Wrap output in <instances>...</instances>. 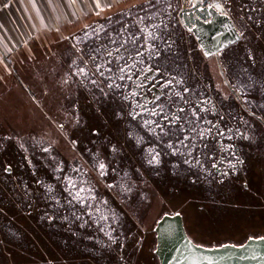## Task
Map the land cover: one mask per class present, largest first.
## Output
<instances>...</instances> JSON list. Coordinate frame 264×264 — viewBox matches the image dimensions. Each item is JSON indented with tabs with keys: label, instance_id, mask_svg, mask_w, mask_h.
I'll return each mask as SVG.
<instances>
[{
	"label": "flooded vegetation",
	"instance_id": "af4514ba",
	"mask_svg": "<svg viewBox=\"0 0 264 264\" xmlns=\"http://www.w3.org/2000/svg\"><path fill=\"white\" fill-rule=\"evenodd\" d=\"M181 7L182 0L172 25L192 37L188 48L174 41L162 12L158 14L148 2L143 9L133 6L124 18H104L87 41H70L75 51L67 65L61 64L57 87L64 91L51 112L53 139L30 136L26 143L29 132L17 136L0 129L3 151L9 142L17 149L15 156H7L12 161L0 160L1 179L9 189L18 182L20 205L41 199L57 212L64 201L67 212L62 213L72 225L91 222L110 234L121 228L126 215L121 198L133 195L134 183L159 187L167 198L172 192L182 194L179 187L186 180L203 186L198 188L202 192L206 185L237 179L246 169L250 146L263 144L264 61L256 63L245 54L240 47L242 33L233 20L240 39L205 56L184 26L183 16L179 18ZM98 65L104 66V75L96 72ZM123 66L131 67L121 73ZM79 69L87 75L79 74ZM257 73H262L259 80ZM153 109L157 115L150 114ZM59 115L63 119L56 121ZM58 135L71 153L65 158L57 145ZM156 153L158 163H149ZM26 167L38 176V168L51 175L48 182L39 179L44 194L31 193L26 186ZM89 184L95 186L91 192L85 186ZM35 206L30 203L29 214ZM5 225L9 234H16L9 222Z\"/></svg>",
	"mask_w": 264,
	"mask_h": 264
},
{
	"label": "trees",
	"instance_id": "16d2710c",
	"mask_svg": "<svg viewBox=\"0 0 264 264\" xmlns=\"http://www.w3.org/2000/svg\"><path fill=\"white\" fill-rule=\"evenodd\" d=\"M220 1L236 28L242 33L243 46L240 47L244 48L245 54L253 58L256 63L264 61V0ZM147 2L154 6L153 9L158 14L162 12L160 15L167 22L169 35L173 36L177 44L182 43L183 46L185 43L186 48L189 45L192 46L190 44L192 37L180 29L179 25L180 28L172 25L173 21L176 22V13L180 9L181 0H140L133 6L143 9ZM131 9L133 10V8ZM121 11L108 14L104 18H124L125 16L120 14ZM104 18H97L95 23L102 22ZM211 75L213 76L214 73ZM256 75L257 80L262 78V73ZM262 131L263 144L258 148L250 146L248 165L246 169L240 170V176L237 179L231 178L224 184L206 185L202 192L198 188L203 186L186 180L179 187L182 190L181 195L185 196L184 200L169 201L157 188L150 187V190H146L149 194H147L148 199L141 205L135 204L133 213L122 203V209L126 215L122 218L121 228L110 234L100 231L91 222H87V224L77 222L78 224L72 225L68 221L67 214L62 213V211L67 212L64 201L60 202L62 207H56L57 212L51 210L49 206H45L44 201H39L41 199L26 201L24 205H20L17 197L21 195L22 191L18 188V182L13 183V189H9L1 179L4 170L0 168V264H139L145 260L152 264H159L154 254V227L166 213L178 212L184 220L188 219V216L191 218L193 216L192 222L203 219L204 222L209 220L213 224L222 222L225 212H229L235 218H241L245 213L248 214V217L255 215L264 217L263 127ZM2 143L3 141L0 139V160L12 161V158L9 156L10 158L7 159V156H15L16 145L9 142L7 149L3 151ZM27 167L24 170L26 186L30 188L31 193L44 194L45 189L42 183H39V179L41 177L43 179L40 180L48 182L49 179H52L51 175L45 174L42 168H38L37 173L40 175L38 176L32 174L33 172ZM14 170L18 171V167L14 166ZM58 187L61 189L60 186ZM209 187H212V190H209ZM59 191L61 192V190ZM32 202L37 204L34 207L36 211L32 208L29 214L27 208ZM134 202L135 200H133ZM169 202L180 203V206L188 209V213L180 206L172 209ZM187 203L194 204L197 209L186 207ZM6 209L8 214L3 213ZM198 211L204 212L199 216L197 215L200 213ZM6 222H9L10 227L16 229L15 235L9 234L5 230ZM191 226L185 223L186 232L188 237L198 244L214 247L235 242L202 244L197 242L194 229ZM140 235L150 239L151 247L148 252L145 251L147 259L138 260L137 256L143 257L138 247L140 242L136 243V239L139 240ZM250 236L263 237L264 228L259 229L258 233L247 234L244 240L239 243L245 242Z\"/></svg>",
	"mask_w": 264,
	"mask_h": 264
},
{
	"label": "rangeland",
	"instance_id": "374dc122",
	"mask_svg": "<svg viewBox=\"0 0 264 264\" xmlns=\"http://www.w3.org/2000/svg\"><path fill=\"white\" fill-rule=\"evenodd\" d=\"M36 1L40 8L33 10V18L26 3V9H23L19 0H0V18L3 17L0 22V129L6 134L13 132L17 136L22 135L21 132H29L26 143L32 140L30 136L42 135L49 140L56 134L53 128L55 118L51 112L63 90L57 87L63 70L61 64L67 65L69 56L75 51L71 48L70 41H87L97 30V18H104L118 10H122L120 14L125 16L132 10L133 4L140 0ZM23 15L32 21L27 22ZM18 20L25 23H19ZM58 118L56 121L63 119L60 115ZM4 133L0 130V138ZM58 136L57 145L63 157L70 155L64 138ZM14 138L16 141L19 139L16 136ZM144 183H134L133 195L129 199L121 198L127 208H134L135 204L141 205L148 199L146 190L153 188V185ZM85 186L90 192L95 187L93 184ZM158 189L163 194L159 187ZM177 194L172 192L166 199H185L184 195ZM169 204L172 209L180 206V203ZM180 207L188 213V209ZM186 207L196 208L194 204L188 203ZM198 212L199 216L203 214ZM223 216L222 222L214 224L209 220L204 222L203 219L192 222L193 216H188L184 223L192 225L197 242L202 244L227 241L239 243L247 234L258 233L259 229L264 228V217L260 215L248 217L245 213L241 218H235L225 212ZM106 228L109 229L108 226ZM136 241L137 244L140 242L138 247L143 256H137V259H147L145 251L148 252L151 247L150 239L140 235V239ZM139 264L152 262L145 260Z\"/></svg>",
	"mask_w": 264,
	"mask_h": 264
},
{
	"label": "water",
	"instance_id": "95a60500",
	"mask_svg": "<svg viewBox=\"0 0 264 264\" xmlns=\"http://www.w3.org/2000/svg\"><path fill=\"white\" fill-rule=\"evenodd\" d=\"M182 10L185 0H182ZM209 18L196 14L194 24L187 28L197 40L205 56L217 54L240 39L229 14L215 8H206ZM203 13V8H198ZM183 13L179 14L182 20ZM154 254L159 264H264V240L249 237L243 243H224L207 247L193 242L185 229L184 219L178 212L164 214L154 228ZM264 237V236H263Z\"/></svg>",
	"mask_w": 264,
	"mask_h": 264
},
{
	"label": "built area",
	"instance_id": "2783aa9c",
	"mask_svg": "<svg viewBox=\"0 0 264 264\" xmlns=\"http://www.w3.org/2000/svg\"><path fill=\"white\" fill-rule=\"evenodd\" d=\"M216 3H219L222 6L223 14H228L227 11L224 9L220 0H185V9L181 10L183 13L182 22L184 26H186L187 28H191L193 26L195 14L202 20L208 19L209 15L206 8L208 7L209 4H216ZM198 8H203L204 12L199 13L197 11Z\"/></svg>",
	"mask_w": 264,
	"mask_h": 264
},
{
	"label": "snow or ice",
	"instance_id": "6c2138e0",
	"mask_svg": "<svg viewBox=\"0 0 264 264\" xmlns=\"http://www.w3.org/2000/svg\"><path fill=\"white\" fill-rule=\"evenodd\" d=\"M99 6V5H98ZM208 7L209 8H215L217 11H220L221 12V14H223V11H222V6L219 4V3H216V4H209L208 5ZM189 31H191V29H189ZM109 55H111V53H109ZM104 66L103 65H98L97 67H96V72H98L100 75H104V73L101 71V68H103ZM131 66H123V67H120L119 68V71L121 72V73H124L125 71H126V69H128V68H130ZM107 71L109 72V73H111V69L110 68H108L107 69ZM79 74H81V75H87V73L85 72V70L84 69H79ZM109 78H111V77H109ZM120 79H124V76H120L119 77ZM131 77L129 76V79H130ZM94 82V81H93ZM112 85H109V87H111ZM133 95H135V93H133ZM156 99H159V97H157ZM140 107H143L142 105H140ZM146 111H147V109H145ZM161 111H162V109H161ZM181 111H183V109H181ZM151 115H157L158 113L155 111V109H153V110H151V113H150ZM165 119H167V117H165ZM173 119H178V117H173ZM146 124H148V123H153V122H151V121H146L145 122ZM157 126H159V125H157ZM219 135H223V133L221 132V133H218ZM203 134H201V136H202ZM229 139H231V137H228ZM169 147H172V145H168ZM187 147V146H186ZM151 154V153H150ZM158 155H159V153H156L155 155H153L152 157H151V159L149 160V163H153L154 161L155 162H157L158 163V159H157V157H158ZM188 155H191V152H189L188 153ZM186 163L188 162V161H185ZM197 163H198V161H197ZM104 167H105V165L104 164H100L99 165V168L101 169V170H103L104 169ZM101 174H103V172H101ZM73 187H75V185H73ZM82 191H84V189L83 188H81L80 189V191L79 192H77L76 193V196H75V198H79L80 197V192H82ZM258 239H261V240H264V237H259Z\"/></svg>",
	"mask_w": 264,
	"mask_h": 264
},
{
	"label": "crops",
	"instance_id": "0c3cea01",
	"mask_svg": "<svg viewBox=\"0 0 264 264\" xmlns=\"http://www.w3.org/2000/svg\"><path fill=\"white\" fill-rule=\"evenodd\" d=\"M20 1V7L22 6V8L24 9H26V7H25V5H24V3H26L27 4V7H28V9H29V11H30V13L33 15V18H35V14H34V11L33 10H35L36 11V9H38V8H40V5L37 3V1L36 0H19ZM53 1V0H52ZM52 1H51V3H52ZM48 3V2H47ZM23 17L26 19V21L27 22H31L32 20L31 19H28L27 17H25L24 15H23ZM2 19H3V17L2 18H0V22H2ZM21 19H22V16H21ZM19 21V23H25V22H23V20H18ZM25 21V20H24Z\"/></svg>",
	"mask_w": 264,
	"mask_h": 264
}]
</instances>
